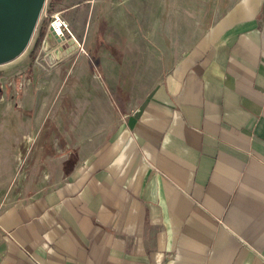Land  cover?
Instances as JSON below:
<instances>
[{"label": "crops", "instance_id": "crops-1", "mask_svg": "<svg viewBox=\"0 0 264 264\" xmlns=\"http://www.w3.org/2000/svg\"><path fill=\"white\" fill-rule=\"evenodd\" d=\"M101 1L102 71L0 99V264H264V0Z\"/></svg>", "mask_w": 264, "mask_h": 264}, {"label": "rangeland", "instance_id": "rangeland-1", "mask_svg": "<svg viewBox=\"0 0 264 264\" xmlns=\"http://www.w3.org/2000/svg\"><path fill=\"white\" fill-rule=\"evenodd\" d=\"M77 2L76 6H73L69 11L64 10L65 7H67L68 3L67 1L63 0H51L53 3L52 5L50 0H44V4L41 8V11L39 13L38 21L34 27L33 34L28 42V44L25 46V50L11 59L8 62L0 63V99H10L12 97L18 98L20 97L22 93V87L21 83H24L27 81L28 78H32L33 82L31 84L32 88L37 90L39 88L38 82L40 79H43V87L42 90L45 93V96H48L49 102L52 101L51 99V93L55 91L54 88V77L56 74L59 76H65L67 73H84V72H92L97 74L98 70L102 71V68L97 64V61L95 60V56L98 55L100 51H103V48L108 46L106 45V40L110 38V36L115 31H109L106 30L107 28V22L108 19L110 20L111 15H105L104 5L101 0H98L99 2V10L101 11V19L97 17L95 20L94 15V8H93V1L92 0H74ZM108 1V0H106ZM50 6V8H49ZM103 6V7H101ZM49 8V9H48ZM46 10V13L52 14L53 12H59V14L64 17L67 21H69L70 29L75 31V33L79 34V30L83 28V35L79 38L82 40H79L80 44L83 45L84 39H85V45L86 49L80 50V55L84 56L82 59H86L88 62L86 64L80 65L78 63H75L74 59L77 57V53L72 54L74 51L73 49H69L67 56H63L61 58L55 57L54 59L47 57L45 62H43L42 65L37 66L35 64L34 59L39 53V45L34 46L37 42L38 38V31L39 27L42 26L45 29L48 26L49 17L44 15V12ZM70 12V13H69ZM69 13V14H68ZM92 17V18H91ZM90 21V24H89ZM85 27H83L84 23ZM87 28L89 31H87ZM107 36V39L104 40V38ZM112 35V37H113ZM86 37V38H85ZM84 38V39H83ZM41 42V41H40ZM44 47L47 46V42L44 41L43 43ZM108 49V48H107ZM99 51V52H98ZM72 55H71V54ZM64 60L60 61V59L64 58ZM68 57V58H66ZM23 59L24 62L27 63L25 67H23ZM67 59V62H66ZM71 59L69 62L68 60ZM48 61V62H47ZM76 62H81V60H77ZM47 64V65H46ZM39 67V68H38ZM34 68H38L39 70L35 71ZM41 68V69H40ZM56 69V70H55ZM35 72V74H34ZM34 79H36V83H34ZM69 84V83H68ZM33 89V90H34ZM68 89V88H67ZM66 92H63L60 94L58 98H56L53 101V105L49 103V105L53 106V109H50V116L49 118H46L45 121V130L48 137L55 136L58 139V142H62V137L58 132L54 131L53 127V114H54V108L56 106H61L63 103L65 106L67 105L66 102ZM51 106V107H52ZM6 127L4 124L0 125ZM6 128L2 130L4 132ZM33 166V167H32ZM22 170H25V173L22 174V176H26V174L29 172V169L31 172H33L35 175L39 174L41 165H27V166H21Z\"/></svg>", "mask_w": 264, "mask_h": 264}, {"label": "water", "instance_id": "water-1", "mask_svg": "<svg viewBox=\"0 0 264 264\" xmlns=\"http://www.w3.org/2000/svg\"><path fill=\"white\" fill-rule=\"evenodd\" d=\"M44 0H0V63L25 50ZM73 42L72 39L68 44ZM58 58L57 51H55Z\"/></svg>", "mask_w": 264, "mask_h": 264}, {"label": "built area", "instance_id": "built-area-1", "mask_svg": "<svg viewBox=\"0 0 264 264\" xmlns=\"http://www.w3.org/2000/svg\"><path fill=\"white\" fill-rule=\"evenodd\" d=\"M46 16L49 17L47 30H49V32L55 35L60 44L65 45L70 39H72L73 42L78 45V48L80 50H84L83 47L78 44L73 32L71 31L69 22L64 17H62L59 12H53L52 14H48ZM42 51H45V49L40 48L38 55L34 59L36 64L39 66L42 65L43 62H45L46 60L44 53L41 54Z\"/></svg>", "mask_w": 264, "mask_h": 264}, {"label": "trees", "instance_id": "trees-1", "mask_svg": "<svg viewBox=\"0 0 264 264\" xmlns=\"http://www.w3.org/2000/svg\"><path fill=\"white\" fill-rule=\"evenodd\" d=\"M50 2H51V0H50ZM53 3L51 2V4L50 5H52ZM45 29H44V27L42 26V24H41V26L39 27V33H38V38H37V42L35 43V45L34 46H38L39 45V43H40V41H41V39H42V37L44 36V34H45Z\"/></svg>", "mask_w": 264, "mask_h": 264}]
</instances>
